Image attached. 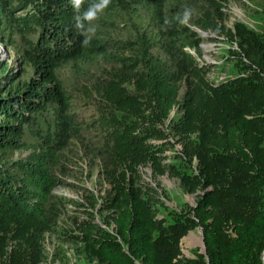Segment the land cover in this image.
Masks as SVG:
<instances>
[{"label":"trees","instance_id":"obj_1","mask_svg":"<svg viewBox=\"0 0 264 264\" xmlns=\"http://www.w3.org/2000/svg\"><path fill=\"white\" fill-rule=\"evenodd\" d=\"M200 1L195 22L224 32L221 4L229 0ZM177 6V0H0V43L16 50L23 66L16 71L0 62V152L27 148L29 131L39 137L42 151L18 163L19 181L0 174V254L9 241L17 242L5 264L44 259L38 240L51 225L58 185L52 166L77 136L60 69L80 61L125 60L90 29L100 11L131 7L147 10L156 29L154 35L139 31L118 46L134 53L135 63L128 65L140 68L134 95L121 84L106 92L132 117L116 133L113 156L130 167L158 161L152 141L163 135L160 127L178 103L183 82L187 90L175 129L184 137L186 164L194 167L197 160L199 173L177 176L187 191L203 193L195 206L172 210V220L158 218L154 205L136 192L128 193L125 205L116 197L115 229L84 234L86 254L98 264H264V34L237 22L228 33L239 44L233 57L245 76L210 85L190 51L200 54L203 38ZM198 227L205 253L182 258V238Z\"/></svg>","mask_w":264,"mask_h":264},{"label":"rangeland","instance_id":"obj_2","mask_svg":"<svg viewBox=\"0 0 264 264\" xmlns=\"http://www.w3.org/2000/svg\"><path fill=\"white\" fill-rule=\"evenodd\" d=\"M178 12H185L187 20L193 22L203 41L197 57L201 73L210 85H219L228 80L245 76L234 59V51L240 50L237 41L230 37L237 22H243L251 29L264 34V0H229L221 4L225 11V31L205 30L195 20L200 18V0H177ZM200 20V19H199ZM146 29L147 35L155 34L150 13L143 8L131 7L129 11L119 9L100 11L91 25V35L108 41L114 46L113 52L123 55L122 62L114 58L68 63L60 69V76L72 96V110L77 136L57 154L52 173L58 181L54 189L52 210L48 215L50 226L39 237L44 259L40 264H98L84 250V234L99 228L115 229V209L111 205L117 197L126 204L128 193L136 192L154 205L158 218L172 220V210L180 212L187 206H195L203 193L187 191L178 173L197 175L198 161L189 167L184 159V137L175 129L182 115L180 104L187 90L181 83L178 103L174 105L166 124L160 127L163 135L153 140L158 161L130 167L113 156L116 133L131 122V116L123 111L120 104L107 96L110 85H123L129 94H135L134 76L140 67L132 57L134 53L119 49L126 40H134L139 31ZM229 32V33H228ZM118 48V49H115ZM155 54L164 56L159 49ZM0 62L17 68L23 66L16 50L0 43ZM202 80V79H201ZM199 79L197 80L198 83ZM148 112V111H147ZM52 118V115H47ZM45 117V119L47 118ZM46 127L47 122H42ZM29 131L26 136L27 148L8 153L0 152V174L16 180L22 178L19 162L31 160L32 154H41L39 137ZM171 210H165L162 204ZM164 211V212H160ZM203 230L198 227L189 231L181 240L182 258H195L204 254ZM16 241H9L0 254V264L10 262L16 248Z\"/></svg>","mask_w":264,"mask_h":264},{"label":"clouds","instance_id":"obj_3","mask_svg":"<svg viewBox=\"0 0 264 264\" xmlns=\"http://www.w3.org/2000/svg\"><path fill=\"white\" fill-rule=\"evenodd\" d=\"M105 2H106V0H105ZM94 15V13H88V16H89V18H91L92 16Z\"/></svg>","mask_w":264,"mask_h":264},{"label":"water","instance_id":"obj_4","mask_svg":"<svg viewBox=\"0 0 264 264\" xmlns=\"http://www.w3.org/2000/svg\"><path fill=\"white\" fill-rule=\"evenodd\" d=\"M204 240V239H203ZM204 244H205V242H204Z\"/></svg>","mask_w":264,"mask_h":264}]
</instances>
